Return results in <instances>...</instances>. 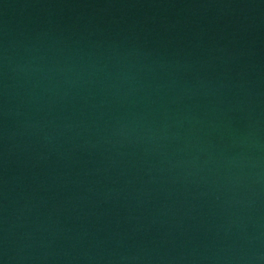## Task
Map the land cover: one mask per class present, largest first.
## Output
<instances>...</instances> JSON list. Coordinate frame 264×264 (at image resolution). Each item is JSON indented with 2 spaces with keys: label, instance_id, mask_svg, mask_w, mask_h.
<instances>
[{
  "label": "water",
  "instance_id": "obj_1",
  "mask_svg": "<svg viewBox=\"0 0 264 264\" xmlns=\"http://www.w3.org/2000/svg\"><path fill=\"white\" fill-rule=\"evenodd\" d=\"M0 264H264V0H0Z\"/></svg>",
  "mask_w": 264,
  "mask_h": 264
}]
</instances>
